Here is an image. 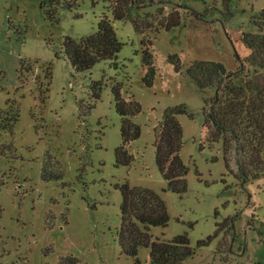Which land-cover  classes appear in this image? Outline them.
<instances>
[{"label": "rangeland", "instance_id": "obj_1", "mask_svg": "<svg viewBox=\"0 0 264 264\" xmlns=\"http://www.w3.org/2000/svg\"><path fill=\"white\" fill-rule=\"evenodd\" d=\"M112 1L0 0V264H57L65 256L78 264H133L117 243L116 187L125 181L163 200L168 224L149 233L164 241L186 234L193 254L185 264H264V154L263 173L240 184L233 148L226 168L222 140L210 141L203 129L204 102L215 91L200 90L185 74L192 62L248 68L241 34L258 33L253 20L264 17V0H144L131 12L148 25L142 35L130 20L113 19ZM170 15L180 23L166 30L160 25ZM103 16L123 44L116 60L74 71L64 39L95 34ZM141 40L151 45L156 70L150 88L142 83ZM173 55L178 73L168 62ZM115 85L141 108L131 119L140 136L127 146L129 168L113 166L121 145ZM178 105L187 111L177 118L188 168L183 195L165 190L154 149L163 111ZM42 170L62 177L44 181ZM137 260L148 264L149 250L139 249Z\"/></svg>", "mask_w": 264, "mask_h": 264}, {"label": "trees", "instance_id": "obj_2", "mask_svg": "<svg viewBox=\"0 0 264 264\" xmlns=\"http://www.w3.org/2000/svg\"><path fill=\"white\" fill-rule=\"evenodd\" d=\"M144 7V0H113L108 8L116 21H128L133 24L137 34L142 35L148 27L141 26L132 19L134 9ZM178 15H170L160 25L166 30L179 25ZM258 33H242L241 42L249 51L246 58L248 68L240 64L235 72H227L223 65L214 62H192L185 74L193 80L200 90L213 89L214 98L210 104L204 102L203 129L210 141L222 140V153L227 168L226 155L233 148L236 155V179L240 184L255 180L263 173L264 154V17L254 19ZM166 22V23H165ZM165 23V24H164ZM259 23V24H258ZM123 44L118 41L110 21L102 17L95 34L74 41L65 38L64 55L73 70L84 72L100 62L116 60ZM150 44L141 40V63L145 70L142 83L146 88L153 85L156 70L153 55L148 51ZM168 62L175 73L180 72L181 64L176 56H169ZM250 68V69H249ZM97 92L100 91L98 84ZM113 104L120 118L121 145L114 151V168H129L133 157L127 146L140 136V128L131 119L141 111L134 100L127 101L121 96L118 85L112 87ZM95 95V94H94ZM187 114L184 105L167 108L163 111L155 128V162L166 191L183 195L187 190L186 175L188 168L180 158L182 149V128L178 116ZM14 120V119H13ZM0 128L1 124H0ZM57 174V173H56ZM62 175L47 174L42 170L44 181L60 179ZM120 193V226L117 230V243L121 253L140 264L137 252L141 248L149 250L148 264H185L193 250L187 235L174 237L170 241L153 239L150 228L167 226L169 217L163 200L153 191L140 187H131L127 181L116 187ZM230 229L233 219L226 220ZM225 222L218 227L221 231ZM206 241L197 244L204 247ZM222 248H217L221 253ZM57 264H78L73 256L60 257Z\"/></svg>", "mask_w": 264, "mask_h": 264}]
</instances>
